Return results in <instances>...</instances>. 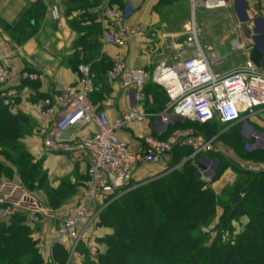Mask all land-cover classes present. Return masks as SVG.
<instances>
[{
  "label": "built area",
  "instance_id": "built-area-1",
  "mask_svg": "<svg viewBox=\"0 0 264 264\" xmlns=\"http://www.w3.org/2000/svg\"><path fill=\"white\" fill-rule=\"evenodd\" d=\"M189 2L194 16L195 10L199 9L228 8L233 0ZM251 11L253 17L248 28L253 29L256 20L264 14V8L261 13L254 9ZM50 15L54 20L60 17L56 7L51 8ZM103 19L108 23L104 41L109 45L125 48L131 40L144 35L140 28L130 24L125 11L120 8L105 9ZM185 35L188 44L193 47L192 55L171 65L161 61L150 74L143 69L128 68L119 57L114 60L106 73V81L117 83L130 94L134 106L112 122L90 100L93 75L87 65L78 67V89L61 91L59 95L45 99L44 109L39 111V115L51 118L52 123L43 138V154L65 155L74 163L87 164V181L81 190L79 203L73 212L59 214L45 208L19 185L7 182L0 185V219H7L17 211L57 219L59 227L55 244L73 251L86 238L92 222V210L95 207L105 208L111 201L139 186L137 183L132 184L135 171L140 166L163 163L164 157L177 146L192 149L186 160L194 161L203 188L210 186L218 162L199 155L218 152L216 137L206 139L201 134L189 131L176 132L165 140L152 135H137L138 144L133 146L121 141L118 136L120 131L129 129L134 123H142L149 117L141 106L143 89L148 82L162 87L167 97L163 112L156 115L162 127L174 120L199 124L217 121L221 125H230L264 106V63L257 64L247 59L223 74L215 73L212 66L219 65L222 58L218 53L212 57L204 53L198 42L194 22L185 27ZM247 49L236 40L231 42L232 51ZM9 77L7 66L0 62V86H5ZM21 79L36 82L39 75L25 71ZM3 96L6 97L4 105L9 106V97L6 94ZM87 127L96 130L86 137H80L79 132ZM243 135L247 140L257 142L259 139L255 131L247 127ZM246 147L250 151L252 146L247 143ZM201 233L209 235V230L203 228ZM45 247L51 249L49 244H45Z\"/></svg>",
  "mask_w": 264,
  "mask_h": 264
},
{
  "label": "trees",
  "instance_id": "trees-1",
  "mask_svg": "<svg viewBox=\"0 0 264 264\" xmlns=\"http://www.w3.org/2000/svg\"><path fill=\"white\" fill-rule=\"evenodd\" d=\"M99 2L69 0L67 9L80 10L83 12L82 18L94 19V16L86 14L87 8L97 7ZM239 2L246 6L243 0ZM110 3L121 7V0H110ZM237 5L240 7L239 3ZM45 13L46 7L42 3H34L18 26L9 31L11 38L18 44L24 42L37 31L38 22ZM257 28L259 35L255 39L261 46L264 44V22L261 19ZM259 58L257 54L251 60L257 63ZM70 61L71 68L77 71L78 62L73 59ZM90 69L95 80L99 71L92 68V65ZM109 69L102 73L106 75ZM29 82L23 80L22 84ZM152 86L156 85L148 82L143 89L142 106L146 112H156L155 106L148 108L150 98L153 102L159 101L151 93L152 88L149 87ZM163 94V104L157 107V111L163 110L167 102L164 90ZM191 123L207 131L202 134L206 139L217 136L218 126H221L217 121ZM232 130L235 140L231 148L243 159L264 163V149L245 153L244 150H248L246 144L237 135L236 129ZM32 131L30 118L21 112L13 114L10 107L5 106L0 99V158L3 159H0V177L10 178L13 174L11 166L14 165L23 186L31 193H43L47 207L56 211L72 198L81 184H72L69 178H63L57 187H53L42 161L30 165L32 156L24 150L22 139L30 136ZM185 148L177 146L173 150L177 155L182 152V155H190V151ZM199 157H208L218 162L213 182L230 164L222 166V158L212 152ZM172 163L174 159L168 166L171 167ZM192 163L189 160L181 169L142 183L111 201L102 210L98 222V226L112 231L111 235L101 241L106 250L96 261L87 258L84 264H264V170L241 171L244 181L241 187L235 189V197L241 194L245 185H248V189L235 206L223 207L220 223L216 227V237L209 240V236L200 234V228L215 220L219 202L213 191H202L203 183L198 179ZM241 217L246 218L247 222L241 231L233 235L231 223ZM24 222L21 214H15L7 223L0 222V264H51L43 261L35 248L37 241L33 239L34 232ZM227 233L232 237L225 242L222 238ZM53 255L55 263L66 264L68 251L62 245L54 246Z\"/></svg>",
  "mask_w": 264,
  "mask_h": 264
},
{
  "label": "crops",
  "instance_id": "crops-1",
  "mask_svg": "<svg viewBox=\"0 0 264 264\" xmlns=\"http://www.w3.org/2000/svg\"><path fill=\"white\" fill-rule=\"evenodd\" d=\"M68 1L0 0V62L7 66L10 73L8 83L5 86H0V99L4 104L6 97L3 95L6 94L10 99V111L13 114L21 112L30 118L33 123L32 135L22 142L31 155L43 159V169L47 172L53 187H57L63 178H69L72 184H82L87 174L86 163H74L65 155L43 154V147L39 143L40 137L45 135L52 123L51 118L39 115V111L44 109L43 101L59 95L61 91L79 88V72L71 68L70 60L78 62V67L92 65V68H97L99 71L97 78L95 80L92 78L91 102L98 110L104 111L108 120L112 122L121 113L134 106L130 94L122 90L117 83L110 84L106 81L105 70L111 67L117 57L121 58L128 68L143 69L150 74L161 61H165L169 65L175 64L174 61L182 55V45L177 43L179 32L175 28L181 24L177 20L174 21L172 16L174 0H121V7L112 5L110 0H100L97 7L87 8L86 14L94 16V19L82 18L83 12L80 10L69 11L67 9ZM92 1L86 0V3ZM236 1L233 0L235 3ZM243 1L248 9L253 6L264 8V0ZM36 2H40L46 7V13L39 20L37 31L18 44L11 38L9 31L18 26ZM52 7H56L59 11L60 17L57 20H54L50 15ZM109 7L125 11L130 24L140 28L144 35L131 40L125 48H117L105 43L108 23L103 19V12ZM237 20L238 23L244 22L240 19ZM259 21L260 19L256 20L255 27L250 29L249 35L246 38L241 37L240 41L246 48H249L243 50L246 59L251 60L254 55L259 54L260 58L257 63H264V44L259 46L255 39L259 35L257 28ZM261 21L264 22V14L261 16ZM262 37L264 41V33H262ZM228 57L229 54L221 57L222 62L226 61ZM237 64L220 66L221 69L216 65L212 66V70L215 73L223 74ZM216 67H218L217 70ZM25 71L37 73L38 81L22 84L21 74ZM35 83L37 85H34ZM157 125H159V120L156 115H149L142 123H134L129 129L120 131L118 136L121 141L136 146L138 144L137 135L158 137ZM225 126L236 129L237 135L243 142L252 146L250 151L264 149V106L254 109L250 115L243 116L240 121ZM245 127L255 131L259 137L257 142L245 138L243 135ZM95 130L94 127H87L78 135L86 137L94 133ZM250 151L244 150L245 153ZM228 155L229 166L219 180L212 184V189L217 195L225 189L233 188L238 180L243 178L240 174L241 171L260 172L264 170L263 162L243 159L232 148L229 149ZM163 164L140 166L134 173L133 182L145 181L146 177L163 171L165 165ZM249 167L252 169H248ZM79 189L80 187L68 200L69 203L78 196ZM109 231L102 229L99 232L108 233ZM34 237H39L42 240L44 238L49 243L54 242L56 238L54 220L50 219L46 224H43L35 232Z\"/></svg>",
  "mask_w": 264,
  "mask_h": 264
},
{
  "label": "rangeland",
  "instance_id": "rangeland-1",
  "mask_svg": "<svg viewBox=\"0 0 264 264\" xmlns=\"http://www.w3.org/2000/svg\"><path fill=\"white\" fill-rule=\"evenodd\" d=\"M237 3H239L240 7H238ZM173 5H174V7L172 8L173 9V15H172L173 19L174 21L175 20L179 21L181 24L178 27L177 26L175 27L176 30H178L177 32H179L177 43L182 45L181 46L182 55H180L179 58L176 61H174V63L182 59L189 58L192 55L191 51L193 47H191L187 42V36L185 35V27H187L189 24H192L193 22L195 24V27L198 33L199 45L205 54H208L212 57L216 53L215 52L216 50L214 48L215 39H218L220 41V44L227 48L229 57L227 58L226 61H223L222 63L218 65L219 69H221L220 66L221 67L232 66L233 64H237V63L247 60L244 57V53H245L244 51L242 50L233 51V52L231 51V42L236 40L239 43H241L240 41L241 37L246 38L249 35L250 28H248V25L252 22V17H253L251 9L257 10L261 13L262 11L261 7L257 8L256 6H253V8L248 9L247 6H245L244 4L242 5V3H240L239 0H237L236 3L233 2L232 6L228 8H222V9H216V10H204V9L195 10V14L194 16H192L193 10L191 8V4L189 0H174ZM261 16L262 15H260L259 19H261ZM237 19H240L241 21H244V22L238 23ZM218 67H216V70L218 69ZM156 86L149 87V88H152L151 93L153 95L155 94L156 98H158L159 100L157 102L156 100L155 102H153L152 99L150 98L151 100L147 104L148 108L151 109V107L153 108L155 106L156 112L150 110L147 112L149 115H158V114H161L164 110L163 109V110L157 111V107L163 104L162 97L164 96V94H163V88L158 85ZM161 123L162 122H159V125H157L158 126V137L157 138L163 139V140L169 138L176 132L183 133V132L189 131L194 134H201V135L207 132L204 130V128H201V126L195 125L187 120H176V121L174 120L169 125H166L165 127H162ZM218 127H219L218 133H217V136H215L216 138L220 136L219 139H216V143H215L218 152H212V153L218 154L222 158L221 165L223 166V165L229 164L230 159L228 157L229 156L228 152H229V149L234 144L235 135L233 133L232 128L228 126L221 125ZM30 136H27V137H30ZM27 137H25L24 139H26ZM40 138L41 139L39 140V143L42 146L44 135H42V137ZM22 144H23L24 150H26L30 154V152L26 149V146L24 145L23 142ZM185 149L189 150L191 154L192 152L191 148L186 147ZM173 151L174 150H172L169 154H167L164 157L163 163L165 165L163 163H159V164L164 165L163 171L157 174H152L149 177H146L145 181L136 182L137 185L141 186L149 180L159 178L163 176L164 174L170 173L174 170L181 169L184 163L190 160V159L186 160L190 155L188 156L182 155L183 152L177 155V153ZM31 156H32V160L30 162V165H35L39 161H42V166H43L42 158H35V156L33 155ZM0 159L3 161L2 158ZM15 159L17 160L18 157H15ZM172 159H174V163H172V166L170 167L168 166V164L170 163ZM191 162L194 163L193 160H191ZM11 168L13 169V174L11 173L12 176L10 175V178L0 177V185L3 183H7V182L19 185L23 190L27 192V194L33 196L35 199L40 201V203H42L45 208H48L46 204V200L43 196V193L29 192L21 183L22 181L20 180L16 172L17 170L14 167V165H12ZM86 178H87V174H86ZM219 178L215 182H217ZM243 181L244 179L241 177L233 188L225 189L219 195H217L212 189V184L214 182L210 186H207L205 188L202 187V191H206V190L213 191V193L216 195L218 199L219 207L217 208V214H216L215 220L210 225L201 227L200 234H202L201 230L205 228L209 230V235H207L209 236L208 237L209 240L216 237V233H217L216 227L220 223L219 219L221 215L223 214V207L227 205L232 206V202L235 199V189L239 186L241 187V184L243 183ZM85 182H86V179L81 184L80 189H79V194L78 196H76L75 200L72 201L71 203L67 201L66 204H64L63 206H61L59 209L56 210L57 213L59 214L71 213L75 210V208L77 207L79 203L82 186L84 185ZM136 183L134 182L133 184L135 185ZM135 187H138V186H135ZM239 195L243 197L242 193ZM103 209L102 208L100 209V207H95L92 210V217H91L92 222L90 226L88 227L86 238L84 241H81L73 251L69 247L62 246L66 251H68V258H67L66 264H84L87 258L92 261H96L97 257L106 250L105 244L101 241H103V239H105L108 235H111L112 231L110 230L108 233L99 232L102 229H106V228L98 226L99 216L102 213ZM15 214H21L22 218L25 219V222H24L25 225L30 227V229L34 232L32 236H33V239L37 241L35 248L38 250L43 261L45 263L50 262L51 264H57V262L56 263L54 262L53 254H54V246L58 244H55V241L49 243L48 240L44 238L42 240L39 237L38 238L34 237L35 232L43 224H46L48 220L50 219L45 218L43 216H39V215L34 216L25 211H17L12 216H14ZM12 216L8 217L7 219H0V222L7 223ZM53 220L56 223V237H57V230L59 227V222L57 219H53ZM246 222H247V219L244 217L239 218L237 221H233L231 223V228L233 229L232 234L235 235L236 233L241 231L242 226ZM230 237H232L231 234L227 233L224 235L222 239L223 241L226 242L228 241V239H230ZM45 244L51 245V249L49 250L47 247H45ZM93 249H95V251H93Z\"/></svg>",
  "mask_w": 264,
  "mask_h": 264
},
{
  "label": "water",
  "instance_id": "water-1",
  "mask_svg": "<svg viewBox=\"0 0 264 264\" xmlns=\"http://www.w3.org/2000/svg\"><path fill=\"white\" fill-rule=\"evenodd\" d=\"M214 48L217 51V53L219 54L220 57H225L228 55V50L226 47H223L222 45H220V41L218 39L214 40ZM248 189V185H245V187L242 189V194H245L246 191ZM242 196L238 195L237 197H235V199L232 202V206H235L237 203L240 202Z\"/></svg>",
  "mask_w": 264,
  "mask_h": 264
}]
</instances>
